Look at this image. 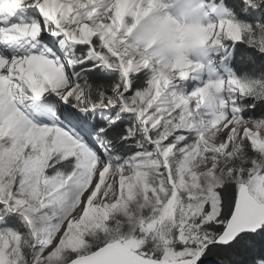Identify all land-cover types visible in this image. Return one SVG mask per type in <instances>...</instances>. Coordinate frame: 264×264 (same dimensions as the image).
Listing matches in <instances>:
<instances>
[{
	"label": "snow or ice",
	"instance_id": "obj_1",
	"mask_svg": "<svg viewBox=\"0 0 264 264\" xmlns=\"http://www.w3.org/2000/svg\"><path fill=\"white\" fill-rule=\"evenodd\" d=\"M264 264V0H0V264Z\"/></svg>",
	"mask_w": 264,
	"mask_h": 264
},
{
	"label": "trees",
	"instance_id": "obj_2",
	"mask_svg": "<svg viewBox=\"0 0 264 264\" xmlns=\"http://www.w3.org/2000/svg\"><path fill=\"white\" fill-rule=\"evenodd\" d=\"M208 264H214V261H209Z\"/></svg>",
	"mask_w": 264,
	"mask_h": 264
}]
</instances>
